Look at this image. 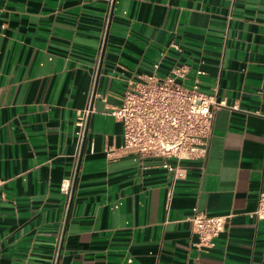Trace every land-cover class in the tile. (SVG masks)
I'll return each mask as SVG.
<instances>
[{"label":"crops","instance_id":"obj_1","mask_svg":"<svg viewBox=\"0 0 264 264\" xmlns=\"http://www.w3.org/2000/svg\"><path fill=\"white\" fill-rule=\"evenodd\" d=\"M107 6L0 0V264H52L60 234L57 264H264V0H115L106 24ZM177 64L222 106L205 159L173 179L161 159L120 152L110 110L127 81ZM194 210L230 215L210 249L195 245Z\"/></svg>","mask_w":264,"mask_h":264},{"label":"built area","instance_id":"obj_2","mask_svg":"<svg viewBox=\"0 0 264 264\" xmlns=\"http://www.w3.org/2000/svg\"><path fill=\"white\" fill-rule=\"evenodd\" d=\"M114 3L115 0H108L106 24ZM172 47L178 50L177 45ZM153 67L156 71L157 65ZM189 73V66L177 64L164 77L153 73L141 82L127 81L119 104L110 110V115L122 125L120 152L133 154L140 159H161L163 168L174 174L173 179L179 163L205 159L212 137L215 112L222 106L216 101L217 86L213 88L214 94H206L199 90V76L203 72L196 70L193 80L189 79ZM90 112L89 102L76 123L77 149L72 173L60 183V192L66 201L65 212L72 198ZM114 151L111 147L107 148L106 156L111 157ZM169 160H174L176 165H172ZM4 184L5 181L0 179V191ZM254 215L257 220H264V192L259 193ZM229 217L209 216L194 210L188 220L192 234L197 237L195 245L202 250L212 248L214 240L225 231ZM60 240L61 234L52 264H57Z\"/></svg>","mask_w":264,"mask_h":264}]
</instances>
